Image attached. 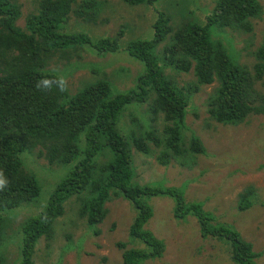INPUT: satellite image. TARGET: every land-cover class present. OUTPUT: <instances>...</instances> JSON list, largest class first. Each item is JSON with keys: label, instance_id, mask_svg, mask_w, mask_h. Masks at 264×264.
Listing matches in <instances>:
<instances>
[{"label": "trees", "instance_id": "obj_1", "mask_svg": "<svg viewBox=\"0 0 264 264\" xmlns=\"http://www.w3.org/2000/svg\"><path fill=\"white\" fill-rule=\"evenodd\" d=\"M123 1L154 6L158 0ZM35 3L23 27L17 24L22 16L21 3L0 0V169L10 182L0 191V264L6 262L10 212L34 200L41 191L36 173L26 168L22 159L25 151L31 153L37 146H41L39 155L44 153L51 164L71 167L47 201L19 228L21 245L14 264H36L38 241L53 236L57 218L75 195L79 214L94 234L101 232L100 224L108 212L106 204L113 196H122L132 205L135 218L129 226V238L143 247L120 242L124 249L121 264H143L162 256L166 249L164 241L146 227L153 208L145 199L154 196L171 198L176 218L195 216L203 236L223 241L235 264H259L252 242L232 224L217 220L203 202L190 201L183 189L159 181H135L133 149L144 154H150L152 148L159 150L156 158L163 165L172 158L204 154L201 138L186 135L188 110L204 86L214 85L206 110L218 123L240 124L252 115L264 114V41L250 53L254 61L249 65L241 63L236 52L231 53L232 36V50L216 37L218 30L225 28L253 32L254 20L263 12L261 1L215 0L201 18L194 13L188 19V13L180 9L178 15L183 21L177 27L174 17L172 22L169 13L154 7L152 37L131 39L122 50L144 64L135 85L115 91L108 79L98 78L74 94L68 87L65 92L55 86L43 91L36 88V82L59 75L52 59L57 62L69 57L72 48L88 47L99 56L120 51L123 32L110 36L65 30L70 17L98 21L101 0ZM190 72L194 77L181 85L179 75ZM131 104H142L131 117L141 124L123 133L118 126ZM251 205L249 193H243L238 208L245 210Z\"/></svg>", "mask_w": 264, "mask_h": 264}, {"label": "rangeland", "instance_id": "obj_2", "mask_svg": "<svg viewBox=\"0 0 264 264\" xmlns=\"http://www.w3.org/2000/svg\"><path fill=\"white\" fill-rule=\"evenodd\" d=\"M36 0H18L22 5V16L17 24L25 26L30 11L35 8ZM102 9L98 21L88 22L76 17L65 25L68 31H83L92 35L116 36L120 31L121 49L116 53L99 56L88 47L70 49L69 57L53 58L51 62L59 75L67 80L68 90L74 94L88 82L98 78L108 79L114 90L128 89L135 85L144 64L139 59L122 51L126 43L135 38H150L153 35L152 22L155 8L166 11L175 18L174 25H180L178 11L196 13L204 17L212 9L215 0H158L154 6L131 5L123 0H101ZM261 16L254 20L253 32L232 28L219 29L217 38L227 43L233 41V53L245 64L254 61L253 49L264 41V0ZM188 2L191 4L187 6ZM193 8L194 11H189ZM172 11V13L170 12ZM184 19V20H188ZM72 60L68 62L71 58ZM194 77L193 72L181 73L183 85ZM214 85L204 86L197 93L192 107L187 113L189 131L186 135L196 134L205 146L206 152L197 156H183L166 164L156 158L159 150L152 148L150 154L133 149L135 181L140 184L159 181L166 186L184 190L188 200L201 201L211 210L217 220L232 224L242 236L252 242L259 256V264L264 263V114L252 115L240 124L218 123L207 113V97ZM153 100L152 97H150ZM129 105L123 112L119 129L130 133L137 129L138 122L131 117L139 112L142 104ZM157 122V126H158ZM41 146L22 154L24 165L36 173L41 185L40 194L32 201L23 203L9 214L8 235L4 251V264H14L19 257L20 237L17 236L22 223L47 201L50 192L70 169V164H51L46 156L39 155ZM44 151V150H43ZM251 191V192H249ZM249 193L252 205L245 210L238 208L243 193ZM153 208V215L146 227L152 230L164 243L166 249L162 256L147 259L143 264H235L230 257L228 246L213 237H205L195 216L176 218L174 203L166 196L146 197ZM107 216L100 224L101 232L94 234L87 220L79 214L78 196H72L65 204V213L57 218L52 237H41L38 241L34 261L36 264H121L123 248L140 246L129 238V226L135 218V210L122 196H113L106 204ZM22 241V235H21Z\"/></svg>", "mask_w": 264, "mask_h": 264}, {"label": "clouds", "instance_id": "obj_3", "mask_svg": "<svg viewBox=\"0 0 264 264\" xmlns=\"http://www.w3.org/2000/svg\"><path fill=\"white\" fill-rule=\"evenodd\" d=\"M55 86L60 92L67 91V80L63 75L43 77L36 82V88L50 91ZM9 179L3 169H0V191H4L9 185Z\"/></svg>", "mask_w": 264, "mask_h": 264}]
</instances>
